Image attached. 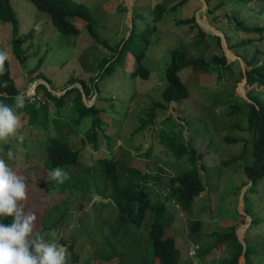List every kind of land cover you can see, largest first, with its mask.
Segmentation results:
<instances>
[{"label": "rangeland", "instance_id": "rangeland-1", "mask_svg": "<svg viewBox=\"0 0 264 264\" xmlns=\"http://www.w3.org/2000/svg\"><path fill=\"white\" fill-rule=\"evenodd\" d=\"M69 1L82 4L92 11L99 21V36L110 47L122 41L129 31L130 23L124 11L128 4L133 6V17L141 15L143 18L134 22L136 31L143 29L145 21L151 23L156 5L165 6L166 12L161 21L152 23L156 32L152 34L150 46L142 60V67L149 72V77L144 80L129 75L130 68L136 66L134 60L128 61L122 68H114L111 75L103 74L104 67L100 66V62L110 56V52L92 42L83 29L86 24L84 21L73 19L74 24L82 30L79 36L61 35L52 27L48 16L40 13L29 0H11L18 21V32L14 36L12 25L0 21V51L9 53L7 61L17 89L32 93L30 88L38 75L48 82L43 84L47 91L52 88L57 93L55 97H61L71 87L77 88L81 95L80 100L77 91L71 93L65 98L71 104L58 112L55 111V103L49 101V119L56 121L54 126L57 128L47 127L46 132H43L40 130L44 127L40 125L34 130L30 129V120L24 115L21 116L18 129V134L25 137L23 143L15 139L3 143L9 145L18 157L5 161L25 178L28 191V198L24 202L25 211L36 215L35 231L45 227L55 231L58 238L68 235V240L74 242L79 252L78 264H124L119 253L113 254L110 261L101 262L108 248L96 236L97 227L104 225L103 219L96 220L95 215L98 213L95 210L108 204L105 211L111 214L112 219L118 212L109 200L99 202L101 207L93 206L96 201L94 195L83 185V180L88 178L85 168L95 163L97 165V157L111 159L115 156L122 168L137 166L140 170L145 169L143 172L150 176L152 183L148 181L147 184L151 183L155 191L151 189L149 197L152 203L155 204L158 199L166 206L164 237L174 238L181 258L178 264H224L223 260L229 257V248L222 244L214 245L212 234L224 233L229 225L235 228V234L237 232L242 242L245 240L252 253L256 254L251 264H264V178L252 186L242 171V161L227 163L229 160H222L234 150H240L238 143L228 145L224 142L225 131L234 124V120L230 122L224 116L227 100L231 96L245 105L248 93H256L264 100V87L247 86L246 80L239 74V71L250 70L247 62L257 56L256 51L261 53L254 65H264V31L258 34L237 27L240 21L249 27H264V4L246 5L239 0H209L207 5L199 0H190L172 10V6L177 3L175 0ZM220 2L222 6L217 9ZM194 11L200 24L222 35L224 50L221 37L217 36L221 41L219 50L217 41L212 37L214 33L207 27H202L207 36L199 48L197 31L176 25V21L189 18ZM29 31L34 33V37L29 43H22V55L27 59L20 63L13 53L12 44L14 40H21ZM227 44L234 57L227 52ZM174 49L187 55L188 59L202 57L208 65H212L213 56L222 52L226 64L232 67L231 73L221 71L220 79H214L215 76L194 72L189 67L179 73L189 90V98L180 103L170 101L165 104L167 107L164 110H155L153 106L160 102V93L166 87L164 72L171 61L170 52ZM38 62H42L40 69L32 72ZM71 81L77 82L78 87L74 84L64 88ZM79 83L90 93V97L84 94ZM32 96L30 94L29 100L33 102ZM93 96L96 100L91 103L90 98ZM79 100L81 104L77 103L75 107L74 102ZM90 104H94L93 110L89 108ZM220 119L222 121L219 122ZM171 123L175 127H171ZM250 133H245V136L251 139L254 136ZM49 138L69 143V148L74 152L81 146L77 150L79 163L67 169L71 176L63 183L51 181V170L45 167L44 142ZM173 143L175 149L189 146V151L195 149V156L203 155L200 160L197 159L196 166L205 191L188 210H183L172 201L168 180L171 176L192 170L189 159L192 154H185L178 159L171 150ZM6 151L7 147L2 146L0 141V155L4 156ZM158 172L162 178L161 188L152 178ZM59 204L63 205L53 209L50 215H44ZM149 217L145 218L136 236L143 246L149 244L145 226L149 223ZM196 220L202 222L199 238H195L190 230ZM251 220L254 223L250 226ZM110 222L114 224V221ZM104 231L107 232L108 228ZM142 232L145 238L141 237ZM193 245H198L200 249L209 245L211 251L202 259H190L188 252ZM244 254L239 257L238 264L245 263ZM142 255L140 252V256L135 253L127 257L128 264H135L137 259L138 264H142ZM149 264L159 263L150 260Z\"/></svg>", "mask_w": 264, "mask_h": 264}, {"label": "trees", "instance_id": "trees-1", "mask_svg": "<svg viewBox=\"0 0 264 264\" xmlns=\"http://www.w3.org/2000/svg\"><path fill=\"white\" fill-rule=\"evenodd\" d=\"M29 1L36 6L40 13L48 16L52 27L61 35L73 37L79 36L82 30L79 29L76 24H74L73 19L76 18L84 21L86 24L83 29L86 30L92 39V42L96 45L102 46L103 49L110 52V56L101 60L100 62V66L104 67L103 74L111 75L114 68H122L127 64L128 61L134 60L136 62V66L130 68L129 75L133 78L139 77L144 80L149 77V72L142 67V60L144 59L145 51L148 50V47L150 46L151 36L156 32L155 26L153 24L162 20L164 13L166 12L165 6L161 4L155 6L153 9L154 17L152 18L151 23L145 21V25L141 31L135 30L136 26L134 25V22L136 19L143 20V18L141 15H137V17L134 16L132 18V31L127 40L124 42L122 40L114 47H110L107 41L101 39L99 33L97 32V25L99 22L98 19L92 14V11H90V9L86 8L84 5L72 4L69 0ZM175 1L177 3L172 6V10H174V8L177 6L181 7L185 5L190 0ZM204 1L207 5L209 4V0ZM239 1L246 5L264 4V0ZM221 6L222 2H220L216 7L219 9ZM124 11L127 12V10ZM195 12L196 11H194L189 18L176 21V25L182 27L186 26L191 30H196L200 39V48L203 44L202 40L205 36H207V34L196 23L194 16ZM0 21L2 23L11 24L14 35L17 34L18 21L11 6V0H0ZM237 27L245 32H257L258 34H262L264 31V27H249L244 25L241 21L237 23ZM33 37L34 33L29 31V33H27L21 40L13 41L12 49L20 63H24L27 59L24 54L22 55L23 51H21V45L24 41L31 40ZM212 37L217 41L218 49L221 50L220 39L217 36ZM230 49L231 48L228 46L227 52L233 55L230 52ZM200 50H202V48ZM260 53V51H256L257 56ZM170 54L171 61L167 65L164 72L166 87L160 93V102L155 103L153 109L158 108L164 110L170 101H173L174 103H180L189 98V90H187L183 80H181L179 77V73L181 71L190 67L194 72L207 74V76L210 75V77L215 76L214 79H220L221 71L230 72L232 69L231 65L226 64V58L222 52L220 55L213 56V66L208 65V63H206L202 57L188 59L186 57L187 55H183V53L177 51L176 49L172 50ZM257 56H254L250 61L247 62L250 70L246 72L239 71V74L242 79L246 80L247 86L255 85L264 87V65H254V62H256V59L258 58ZM41 64L42 62H39L32 72L38 71ZM4 67L5 71L2 75H0V93L6 92L9 97L21 93L17 89L14 80L11 78L8 61L5 62ZM125 70H127V67H125ZM39 78L40 77L37 75V79ZM76 83L77 82L74 81L68 82L64 88H68ZM240 88L243 90L242 86ZM74 91L79 93L78 99L81 100V95L77 88L71 87L67 89L61 97H55L51 96V93L47 91L43 84H39L36 88V94L33 97L34 101L32 102L27 100L25 107L22 109H17L16 111L20 116L25 115L27 118H29L30 124L28 127L30 129L34 130V128H38L41 125L44 127V129L40 131L46 132L48 129L47 127H56L54 126L56 121L54 119L50 121L49 119V101H53L55 103V111L58 112L60 109L71 104V102L68 103L65 98ZM83 92L87 96L90 94L84 89V86ZM247 95L248 101L245 105H241L231 96L227 100V111L224 116L225 119H229L230 122H233L234 120V124L228 127L227 131H225L224 142L228 145H235V143H238L240 150L239 152L234 150L235 152L233 151L232 154H228L226 158H223L222 160H229L227 163L242 161V171L253 186L259 180L264 178V100L261 99L260 95L256 93H248ZM0 100H3L4 103L9 105H14V101L11 99H6L0 96ZM80 100L75 101L73 105L76 107L77 103L81 104ZM90 109L93 110L94 106H92ZM56 114L58 115V113ZM80 114L83 115L84 113ZM150 116L152 117L151 120H153V115L151 114ZM218 121L220 122L222 120L220 119ZM170 126L175 127L173 123H171ZM249 132H251L250 134H253L254 136L251 139L248 138V136H245V133ZM3 143L4 142L1 141V145L6 146L8 150L9 145H4ZM44 144L47 153V165H45V167L53 169L59 166L65 171L67 168H69V166H72L76 163L77 150L81 146L78 147L74 152L71 148H69L68 143L61 142L55 138L47 139ZM171 148L178 159H180L185 154H192H188L190 157L189 159L192 162V170L189 172H183L182 174L176 176H171L168 180V188L170 191L169 195L172 198V201L175 202L176 205H180L183 210H188L190 209L194 200L205 191V186L198 173L199 169L196 166V163L198 162L197 159L199 158L200 160L203 155L200 154L199 157L195 156V149L193 148L194 150L190 149L189 151V146L186 147L183 145L175 149V145L173 143ZM0 157L7 159V151L5 152L4 156L0 155ZM119 163L120 162L117 157H113L112 159H102L98 161L97 165L95 164L87 171L88 174H94L92 186L96 195L101 196L103 199H109L114 206L113 208H115L118 212V215L115 217L114 224H112L110 222L112 219L110 218L111 214H108L105 211V207L109 205L105 204L101 207L99 203L95 204L96 207H101L100 210L96 211H101L102 216H99L98 221L103 219L104 225L100 226V224V227H97L96 236L100 237L103 243L108 246V260L112 259L113 254L119 253L123 263L128 264L126 259L127 257H132V254L134 255L135 253L140 256L141 252V255L144 253L142 255L143 259L140 260L142 264H149L150 260L158 261L159 264H178L180 260V254L176 248L174 238L164 237L166 225L164 217L165 207L158 201H156L155 204L152 203L149 197V192L151 189H153L151 186L152 181L150 185L147 184L149 175L143 174L136 168H122ZM160 172L155 173V176L152 178L155 179V182H157L159 187H162L160 184L162 179ZM61 205L63 204H59L58 206L54 207V209L59 208ZM52 211L53 210H50L47 215H50ZM149 212L150 214L147 215ZM149 215V223L148 225H145L149 244L147 246L146 244L143 246L136 236L140 228L143 226L145 218ZM3 222L5 224L10 223L11 218L5 219ZM253 223L254 222L251 221L250 226ZM201 227L202 222L200 220H196L191 224L190 230L193 234H195V238H199L198 232L200 231ZM105 228H108L106 233L104 231ZM49 230L51 229L44 227L41 229V232L46 234L49 232ZM212 236L214 238V245L222 244L229 248V257L223 260L224 264H238V259L243 252V246L237 240L235 228L229 225L226 227V231L224 233L219 234L214 232ZM141 237L145 238L143 232ZM62 243L67 245L66 240L62 241ZM210 251L211 248L209 245L201 249L199 248L195 254V257L202 259L204 256L208 255ZM244 256V264H251V259L256 257V254L252 253V250L249 246H247V243ZM134 263L138 264L139 259H137V262Z\"/></svg>", "mask_w": 264, "mask_h": 264}, {"label": "clouds", "instance_id": "clouds-1", "mask_svg": "<svg viewBox=\"0 0 264 264\" xmlns=\"http://www.w3.org/2000/svg\"><path fill=\"white\" fill-rule=\"evenodd\" d=\"M31 40L24 41L23 44L29 43ZM8 59H9V53L6 51H0V75L4 73L5 62ZM10 75H11V70H10ZM39 80H40L39 84L48 83L45 82L41 77L37 79L35 82ZM80 85L82 86V84ZM30 89L32 90L33 87H31ZM30 94L33 95L32 96L33 98L36 94V89L35 92L33 91V93H31V91L30 92L25 91L18 93L12 97H9L6 92L0 93V96L14 101V105H9L7 103H4L3 100H0V141L7 143L11 139H15L19 143L21 144L23 143L25 137L22 134H18V129L21 126V116L17 113L16 110L25 107L26 101L30 99ZM88 96L90 97V95ZM94 97L95 96L90 98L91 103L93 100H96V98ZM92 106H94V104L93 105L90 104L89 108H91ZM116 146L119 147L120 144L119 145L116 144ZM45 156H47V153ZM113 157L115 156H112V158ZM7 159L8 160L18 159V157L16 156V154L14 153L11 147H9L7 150ZM102 159H108V158L99 159L97 157L96 162ZM78 163H79V157L77 155L76 163L73 165H77ZM95 164L85 168V175H87L88 178L83 180V185L87 187L88 191L92 192V195H94V199L96 200L93 206H95L96 203L99 202L105 203L106 201L109 200V199H103L101 196H97L92 186V182L94 181L93 180L94 174H88L87 171L91 169ZM70 167L71 166H69V168ZM133 167L141 171L143 174H147L143 172L145 169L140 170L137 166H133ZM49 170H51V173H49L50 174L49 179L51 181H55L56 183H63L66 179H68V176H71L70 175L71 172L69 170L64 171L59 166ZM147 181H151V180L148 179ZM27 198H28V191H27V184L25 182V178L22 175H19L17 171L13 169V167L9 166V164L6 163L5 159L0 158V264H78L79 252L76 251L74 242L68 240V235L64 234L65 235L64 237L61 236L58 238L56 237L55 231L52 230H49V232L46 234H43L41 232V229L35 231V221L37 220V217L34 213L25 211L24 202L27 200ZM157 201L160 202L159 200ZM164 207L166 210V206ZM53 209L54 207L52 209H49L44 215L47 216V213ZM97 213L98 215H95L96 220L99 219V216H102L101 211ZM8 218H11V222L5 224L3 221ZM111 220L114 221L115 218ZM251 221L249 225L251 224ZM64 240H66L67 245H64L62 243V241ZM242 240L243 239H241V242ZM241 244H243L242 245L243 250L245 249L246 252L245 240L244 243L242 242ZM199 248L200 247L198 245H193L189 248L190 251H193V255L189 254L190 251L188 252L190 259L195 258V254L199 250ZM244 253L242 252V254ZM108 254H109V250H107V253L101 259V262H107L111 260V259L108 260Z\"/></svg>", "mask_w": 264, "mask_h": 264}, {"label": "water", "instance_id": "water-1", "mask_svg": "<svg viewBox=\"0 0 264 264\" xmlns=\"http://www.w3.org/2000/svg\"><path fill=\"white\" fill-rule=\"evenodd\" d=\"M199 1H201L203 4H205V1L204 0H199ZM127 16H128V19H129V31H127V33H126V35H125V38H123V42L125 41V40H127V38L129 37V35H130V33H131V31H132V17H133V6H132V4L130 3V4H128V6H127ZM195 21H196V23L198 24V26L202 29V27H207V29H209V30H211L213 33H214V35H216V36H219V37H221V41H222V47H223V50L225 49V46L223 45V38H222V35L221 34H218L214 29H212L211 27H209V26H205V25H203L202 23L200 24L199 23V21L196 19V17H195ZM203 30V29H202ZM42 82V81H41ZM40 83V80L39 81H37V82H35L34 83V85H33V91L35 92V89H36V87H37V85ZM76 87H78V86H76ZM80 88V87H79ZM49 91L51 92V94H53L54 96H57V94L52 90V89H49ZM248 100V99H247ZM236 234H237V232H236ZM237 236H238V234H237ZM238 239H239V241L241 242V237L240 236H238ZM242 243V242H241ZM243 245V244H242ZM245 252V249L243 250V253Z\"/></svg>", "mask_w": 264, "mask_h": 264}, {"label": "built area", "instance_id": "built-area-1", "mask_svg": "<svg viewBox=\"0 0 264 264\" xmlns=\"http://www.w3.org/2000/svg\"><path fill=\"white\" fill-rule=\"evenodd\" d=\"M195 248H197V247H195ZM190 255H193V251H190V253H189Z\"/></svg>", "mask_w": 264, "mask_h": 264}, {"label": "bare ground", "instance_id": "bare-ground-1", "mask_svg": "<svg viewBox=\"0 0 264 264\" xmlns=\"http://www.w3.org/2000/svg\"><path fill=\"white\" fill-rule=\"evenodd\" d=\"M233 56V55H232ZM234 57V56H233ZM32 93H33V90H32Z\"/></svg>", "mask_w": 264, "mask_h": 264}]
</instances>
